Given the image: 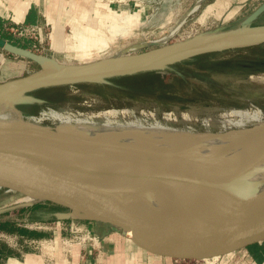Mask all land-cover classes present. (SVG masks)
I'll return each mask as SVG.
<instances>
[{
    "label": "water",
    "instance_id": "water-1",
    "mask_svg": "<svg viewBox=\"0 0 264 264\" xmlns=\"http://www.w3.org/2000/svg\"><path fill=\"white\" fill-rule=\"evenodd\" d=\"M262 13L264 2L244 16L237 27L197 33L172 42L149 41L148 46L154 45L151 48L83 63H64L0 36V49L39 66L0 82V102L14 106L44 103V99L29 92L59 85L110 84L109 78L114 76L164 70L200 54L264 44V24L253 25ZM203 78L211 81L209 76ZM40 126L33 128L38 135L45 129L54 130ZM238 139L237 147L224 141L216 145L215 151L228 156L230 162L215 174L204 173L206 176L201 177L195 170L179 180L172 170L178 160L161 167L169 180L178 181L177 190L164 204L159 198L166 186L156 189L154 201L147 208L71 177L41 153L16 141L10 129L0 128V189L27 196L31 201L25 203L29 205H51L50 215L58 220L87 221L90 228L78 237L90 247L97 246L101 236L115 233L161 249L174 264H215L246 242L264 239V136L248 137L246 142ZM71 142L46 141L43 146ZM130 227L134 229L132 235L125 230Z\"/></svg>",
    "mask_w": 264,
    "mask_h": 264
},
{
    "label": "rangeland",
    "instance_id": "rangeland-1",
    "mask_svg": "<svg viewBox=\"0 0 264 264\" xmlns=\"http://www.w3.org/2000/svg\"><path fill=\"white\" fill-rule=\"evenodd\" d=\"M198 1L101 0L99 3L97 1L92 3L91 1L89 9L94 8V12H98L97 14L92 13L93 16L89 17L91 22L88 25L92 28L91 32L87 34L88 38L85 37L86 45L81 46L77 38L73 36V32L69 31V28H67L68 42L70 45L73 44L74 48H78V53L86 54L83 56H87L89 51L93 55L90 58L93 59H100L126 51L132 53L136 49L148 45L149 41L155 40L158 42L169 34L172 28L182 19V24H180L173 37H170L169 42L186 38L198 32L210 31L216 25L233 26L252 11L254 7L264 2V0L221 1L222 4L219 9L224 10V12L227 10L237 11L234 17L228 18L225 16L214 17L209 14L208 6L214 4V0H205L201 4L199 2L197 7L194 8ZM87 19L88 17L84 20ZM262 24H264V13L253 22V25ZM52 31V25L46 24L41 37L37 33L35 34L36 37H20L3 30L2 22L0 23V36L11 42H17L35 52L54 56L64 61L73 62L78 60L70 57L71 53L77 52L76 49H71L66 54L65 50L58 51L53 48L51 43ZM89 44L92 46L91 48H89ZM153 46L140 48L136 52ZM0 52L26 61V73L39 67L38 64L29 59L8 53L2 49H0ZM262 53H264V47L257 48L254 51L250 49L229 50L215 55L213 59L236 57L247 63L249 57ZM182 68L195 69L188 64H183ZM246 69H248L247 65ZM247 73L250 72L214 74L210 76L211 84L208 80H194L192 77L186 76L184 78L185 82L172 81L171 91L166 92L164 95L160 91H156L155 94L130 95L102 82L70 84L65 85L61 90L60 100L17 104L15 106L18 109H20L19 105L26 106L28 110L33 109L35 112L20 110L36 116H39L45 110L49 113L50 109L52 112L53 110L67 109L87 115H103L114 111L118 112L123 119H132L133 121L141 119L143 122H149L153 118L162 122L166 120L174 127H190L193 130L203 131L205 129L203 124L205 117L223 115L226 110L232 108L260 109L264 113V82L259 79L261 76L264 77V71L254 72L251 75ZM29 104L35 105L31 107ZM54 122L50 119H42L41 125L54 127ZM219 126V122L212 121L210 128L216 132L220 128ZM106 127L118 128L111 125H106ZM25 201H31V199L19 193H7L0 189V223L13 222L14 224H21L22 228L25 226L29 231L25 234L29 237H48L53 232H61L64 237L63 240L66 242H70V239L79 241L78 236L86 233L90 228L87 221L49 219L51 217V205H39L37 203L29 205ZM31 206H37L38 208H31ZM10 226V224H7L0 230V244L1 246L5 244V248L8 250H11L12 246H16L12 235L14 232H11ZM125 230L127 232L128 228ZM216 264H219V262Z\"/></svg>",
    "mask_w": 264,
    "mask_h": 264
},
{
    "label": "bare ground",
    "instance_id": "bare-ground-1",
    "mask_svg": "<svg viewBox=\"0 0 264 264\" xmlns=\"http://www.w3.org/2000/svg\"><path fill=\"white\" fill-rule=\"evenodd\" d=\"M182 21L158 42H165L172 37ZM259 79L264 82V77ZM50 110L49 113L45 110L36 116L22 112L10 102H0V128L10 129L16 141L41 153L46 160L71 177L110 190L128 202L147 208L154 201L156 189L166 186L159 198L164 204L177 190L178 181L169 180L160 170L161 167H169L173 160H178L172 170L179 180L185 179L195 170L201 177L206 176L204 173L215 174L230 162L228 156L215 151L217 144L224 141L237 147L240 137L243 139H238L239 142H246L248 137L264 136V113L260 109L232 108L223 115H209L204 119L203 131L174 127L166 120L162 122L153 118L149 122L123 119L114 111L103 115H87L67 109ZM42 119L55 121L54 130L45 129L38 135L33 128L40 126ZM210 121L219 122L220 128L215 133L210 128ZM106 125L118 128H107ZM56 140L73 142L43 146L46 141ZM152 158H156V161ZM127 232L133 234L134 229L130 227Z\"/></svg>",
    "mask_w": 264,
    "mask_h": 264
},
{
    "label": "crops",
    "instance_id": "crops-1",
    "mask_svg": "<svg viewBox=\"0 0 264 264\" xmlns=\"http://www.w3.org/2000/svg\"><path fill=\"white\" fill-rule=\"evenodd\" d=\"M91 1L101 2V0H0V22L9 20L14 24H51L53 48L58 51L65 50L66 54L71 49H76L77 52L71 53L70 57L78 60L71 62L52 57L64 63L89 62L96 59L90 58L93 55L89 51L87 56H83L86 54L78 53V48L69 44L67 28L84 47L85 37L88 38L87 34L92 28L88 25L91 22L89 17L93 16L92 13L98 12H94V8L89 9ZM214 1V4L208 6L210 15L228 18L236 15V10L224 12L219 9L221 1L225 0ZM86 17L88 19L84 20ZM243 18L233 26L216 25L210 31L237 27ZM91 47L89 44V48ZM26 71V61L0 52V82L23 75ZM12 224L15 228L12 235L16 246H12L13 248L10 246L11 250H8L5 244L3 247L0 244V264H174L172 258L161 249L138 240L127 239L121 234L101 236L98 245L90 247L81 240L70 239V242H66L61 232H53L48 237H29L25 235L27 233L22 232V229L29 232L25 226L22 228L21 224ZM216 256L214 254L213 258ZM219 264H264V239L250 240L242 247L227 252Z\"/></svg>",
    "mask_w": 264,
    "mask_h": 264
},
{
    "label": "trees",
    "instance_id": "trees-1",
    "mask_svg": "<svg viewBox=\"0 0 264 264\" xmlns=\"http://www.w3.org/2000/svg\"><path fill=\"white\" fill-rule=\"evenodd\" d=\"M1 23V22H0ZM2 37V36H1ZM4 38V37H3ZM14 44L23 46L17 42ZM264 47V44L250 46L245 48H239L236 50H252L259 49ZM221 52H211L204 53L192 58L183 60L178 63L170 65L164 70H153V71H144L138 72L130 75L114 76L109 78V86L128 93L130 95L136 94H155L156 91H160L162 95L166 92L171 91L172 81L185 82L184 78L186 76L192 77V79H204V76H212L214 74H223V73H247L249 75L254 72L264 71V53L256 54L253 57H249L247 63L244 60H239L236 57L226 58V59H213V57ZM183 64L192 65L195 69H184L182 68ZM246 65L248 69H246ZM245 66V67H244ZM205 80V79H204ZM207 81V80H206ZM210 82V80H208ZM211 84V82H210ZM65 85L59 86H49L35 89L29 92L30 95L39 97L47 101H57L61 98V90ZM167 97V96H165ZM31 105V104H29ZM35 104H32L31 107H34ZM21 110L27 111L26 106L19 105ZM28 112H35L33 109H29ZM38 206V205H37ZM37 206H31V208H38ZM49 219H56L54 216H51ZM13 222L0 223V230H2L7 224H10L11 232H15V228L12 224ZM22 232L27 233L26 230L22 229Z\"/></svg>",
    "mask_w": 264,
    "mask_h": 264
},
{
    "label": "built area",
    "instance_id": "built-area-1",
    "mask_svg": "<svg viewBox=\"0 0 264 264\" xmlns=\"http://www.w3.org/2000/svg\"><path fill=\"white\" fill-rule=\"evenodd\" d=\"M44 25H46V24H14V23L10 22L9 20H5L2 23V29L7 31L8 33H13V34H16L17 36H20V37H23V36L24 37H33V36H35L36 33L41 37ZM171 38L167 39L165 42H169V40ZM146 46H148V45L142 46L140 48H143ZM140 48H138V49H140ZM138 49H136V51ZM136 51H133V52H136ZM126 52H128V51H126Z\"/></svg>",
    "mask_w": 264,
    "mask_h": 264
}]
</instances>
